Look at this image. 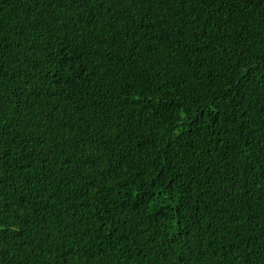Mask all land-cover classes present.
Here are the masks:
<instances>
[{
    "label": "trees",
    "instance_id": "16d2710c",
    "mask_svg": "<svg viewBox=\"0 0 264 264\" xmlns=\"http://www.w3.org/2000/svg\"><path fill=\"white\" fill-rule=\"evenodd\" d=\"M0 264H264V0H0Z\"/></svg>",
    "mask_w": 264,
    "mask_h": 264
}]
</instances>
